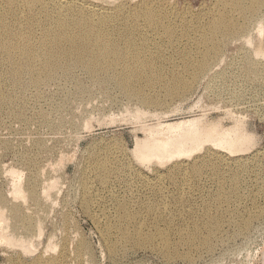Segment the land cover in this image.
Listing matches in <instances>:
<instances>
[{"label":"rangeland","instance_id":"1","mask_svg":"<svg viewBox=\"0 0 264 264\" xmlns=\"http://www.w3.org/2000/svg\"><path fill=\"white\" fill-rule=\"evenodd\" d=\"M74 1L108 10L125 4L130 10L144 0ZM152 3L170 11L172 22L177 23L180 15L187 19L199 16L213 5V0ZM247 28L250 44L245 42L247 37L225 40L218 58L190 83L186 92L177 96L163 97L148 89L141 95H127L115 84L96 82L81 68L38 89L14 91L6 84L7 93L18 101L0 105V199L4 200L0 209L5 214L7 231L16 238L31 239L35 253L25 255L19 249L0 245V264H30L40 255L56 257L61 249L68 252L66 264H264V57L252 53L259 45L264 49V10ZM161 34L144 30L140 36L160 46L167 58L160 63L165 71L180 68L182 62L176 53L185 48L197 50L192 35L179 37L171 49ZM248 57L257 71L245 73ZM137 109L142 112L140 122L133 119ZM12 110H22V116H14ZM193 118H202L203 124L219 121L224 128L237 120L248 141L233 152L205 144L192 156L164 165L156 161L144 164L137 159V141L146 136L141 125L154 127ZM206 158L223 163V177L234 170L242 176L238 197L230 204L216 205L213 195L218 179L212 175L211 167H206L200 176L194 174V167ZM96 164L108 169V183L99 180ZM176 165H182V169L172 179L169 171ZM16 179L26 193V202L11 194ZM53 181L56 186L44 197V187ZM84 182L90 200L87 207L83 204ZM31 186L35 188V199L27 191ZM116 202H124L131 213L140 215L146 223L154 221L159 229L168 225L176 232L183 231L180 225L192 228L203 206L221 216V226L209 250L179 246L178 254L187 253L188 258L176 254L163 257L156 250L157 241L151 247L123 244L114 256H109L108 243L101 233L117 218ZM154 202L158 209L150 210ZM14 212L18 216H13ZM22 217L32 221L28 232L21 224ZM243 219L249 221L246 228L237 226ZM36 223L41 224L39 237ZM49 244L50 249L53 246L57 250L44 253Z\"/></svg>","mask_w":264,"mask_h":264},{"label":"bare ground","instance_id":"2","mask_svg":"<svg viewBox=\"0 0 264 264\" xmlns=\"http://www.w3.org/2000/svg\"><path fill=\"white\" fill-rule=\"evenodd\" d=\"M124 5L108 10L74 0H49L48 3L45 0H0V105H12L18 101L15 96L7 93V88H4L6 84L14 91L38 89L56 77L69 75L75 68H81L96 82L115 84L127 95H141L148 89L162 93L163 97L177 96L186 92L191 87L190 83L218 58L225 40L247 37L245 42L250 44L246 34L247 25L251 20L255 19L256 22L258 14L264 10V0H213V5L199 16L187 19L180 15L176 23L172 22L170 11L156 6L152 0H144L140 6H134L130 10ZM259 23L256 25L258 29ZM144 30L160 31L171 49L179 37L191 38L192 35L197 50L193 52L185 48L178 53L173 52L182 64L180 68L172 67L165 71L160 66L161 61H167L165 53L160 46L151 45L147 38L140 36ZM259 47L260 45L252 49V53L255 57H264V49ZM253 62L250 57L247 58L245 73L257 71ZM79 89L82 90L83 87ZM146 102L150 103L149 99ZM155 102L158 105L159 101ZM20 103L19 101L18 104ZM20 111L12 110L11 113L21 117ZM141 118L142 112L137 109L133 119L140 122ZM202 118L158 124L154 127L141 125L140 129L146 136L137 141V159L144 164L156 161L164 165L181 157L192 156L201 151L205 144L233 152L236 147L248 141L241 133L237 120L233 126L224 128L219 121L203 124ZM222 164L209 162L206 158L200 160L193 169L194 174L200 176L206 167L212 168V175L218 179V188L213 195L218 206L230 204L237 198L242 185V176L237 170H232L228 176L221 175ZM96 165L99 180L104 184L108 183V169L105 165ZM181 169L182 165L173 166L169 171L170 177L175 179L180 175ZM55 186L56 181H53L44 187L42 195L47 196ZM86 188L87 182H84L85 207L90 204ZM27 191L35 199L34 186ZM11 194L14 199L26 198L19 180L14 183ZM3 202L0 199V203ZM149 207L150 210L158 209L156 202ZM116 209L115 222L104 224L105 227L100 232L108 243L106 248L109 256H114L123 244L151 247L157 241L156 250L163 257L171 258L176 254V257L188 258L187 253L178 254L179 246L209 250L211 241L221 226V216L211 214L207 206L201 208L200 217L194 221L192 228L180 225L183 231L177 232L170 225L166 229H159L154 221H142L140 215L131 213L124 202H116ZM14 213L12 215L16 216L17 213ZM4 215L0 209V245L19 249L25 255L35 253L31 239L16 238L7 231L9 227ZM251 217L253 216H248ZM20 221L27 232L33 227L29 218L22 217ZM40 225H35L38 237L42 234ZM248 225L247 219L237 223L240 228ZM50 248L49 244L44 253L57 250L53 246ZM67 254L65 249H61L56 257L40 255L30 264H66ZM13 264L18 263L15 261Z\"/></svg>","mask_w":264,"mask_h":264}]
</instances>
